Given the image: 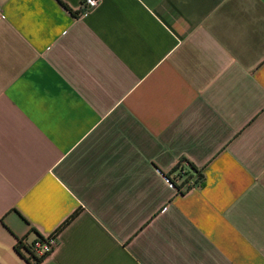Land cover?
Masks as SVG:
<instances>
[{"label":"crops","instance_id":"obj_1","mask_svg":"<svg viewBox=\"0 0 264 264\" xmlns=\"http://www.w3.org/2000/svg\"><path fill=\"white\" fill-rule=\"evenodd\" d=\"M84 1L0 0V264H264V0Z\"/></svg>","mask_w":264,"mask_h":264},{"label":"trees","instance_id":"obj_2","mask_svg":"<svg viewBox=\"0 0 264 264\" xmlns=\"http://www.w3.org/2000/svg\"><path fill=\"white\" fill-rule=\"evenodd\" d=\"M186 171H188L189 173H193L195 176H197V180L196 183H201L203 178L201 176L200 170L197 169V167H195L192 163H190L189 161H187L186 159H181L178 164L173 168V170L171 171L172 174H175L177 172H182V175L185 176L186 175ZM170 173V174H171ZM181 174V173H180ZM181 178V177H180ZM169 180V179H168ZM172 183L174 182V179L172 177L171 179ZM187 183V178L184 179V181L177 186L178 190H182L185 188V185ZM189 186L186 187V189L184 190H188ZM76 214H73L71 216V218L69 219V221L74 218ZM68 223V221H67ZM52 237H55V235H53ZM40 241V242H44L43 237L36 234V238L33 241ZM33 241L31 243H26V238H23L21 240H18L16 242V250L17 251H21L23 253H25L26 255H28V260L33 262L34 264L39 263L44 257H36L34 255V252L32 250V244ZM46 257V256H45Z\"/></svg>","mask_w":264,"mask_h":264},{"label":"built area","instance_id":"obj_3","mask_svg":"<svg viewBox=\"0 0 264 264\" xmlns=\"http://www.w3.org/2000/svg\"><path fill=\"white\" fill-rule=\"evenodd\" d=\"M97 1L98 0H85L84 3H83L85 8L83 9L82 15H86L87 11L97 4ZM178 173L182 174V172H177L173 176L174 183L177 186H179L183 182V177H184V176L181 177L180 178L181 180H179L178 179L179 178L178 177ZM167 181H169V180L167 179ZM43 240H44V242H40V241H37V240L33 241L32 250H33L34 255L36 257L48 256L49 254H51V252L55 249V247L57 245L56 237L47 236V237H43Z\"/></svg>","mask_w":264,"mask_h":264},{"label":"rangeland","instance_id":"obj_4","mask_svg":"<svg viewBox=\"0 0 264 264\" xmlns=\"http://www.w3.org/2000/svg\"><path fill=\"white\" fill-rule=\"evenodd\" d=\"M178 177V179L181 180L180 177H183V175L178 173Z\"/></svg>","mask_w":264,"mask_h":264}]
</instances>
